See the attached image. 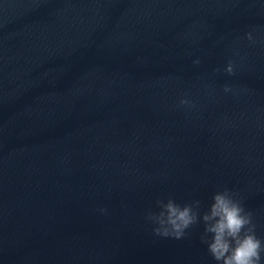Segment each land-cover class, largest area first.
I'll return each instance as SVG.
<instances>
[{"label": "water", "instance_id": "1", "mask_svg": "<svg viewBox=\"0 0 264 264\" xmlns=\"http://www.w3.org/2000/svg\"><path fill=\"white\" fill-rule=\"evenodd\" d=\"M225 187L264 238V0H0V264H217L144 216Z\"/></svg>", "mask_w": 264, "mask_h": 264}, {"label": "clouds", "instance_id": "2", "mask_svg": "<svg viewBox=\"0 0 264 264\" xmlns=\"http://www.w3.org/2000/svg\"><path fill=\"white\" fill-rule=\"evenodd\" d=\"M247 39L253 41L251 33ZM194 63L198 65L200 61ZM225 71L234 75V63L230 61ZM224 91L230 92L231 88L225 86ZM180 104L193 106L187 99ZM212 201L202 211L200 200L181 205L172 197L166 202L160 199L156 201L159 211L149 210L144 220L152 225L155 237L175 240L185 239L190 229L202 223L201 242L217 264H264V238L257 235L253 214L246 210L238 194L225 187L213 195ZM98 211L107 213L106 208Z\"/></svg>", "mask_w": 264, "mask_h": 264}]
</instances>
